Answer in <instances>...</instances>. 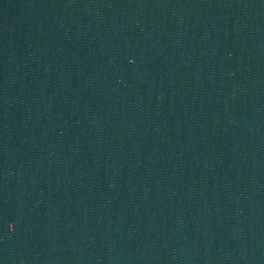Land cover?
Returning a JSON list of instances; mask_svg holds the SVG:
<instances>
[{"label": "water", "instance_id": "1", "mask_svg": "<svg viewBox=\"0 0 264 264\" xmlns=\"http://www.w3.org/2000/svg\"><path fill=\"white\" fill-rule=\"evenodd\" d=\"M0 264H264V0H0Z\"/></svg>", "mask_w": 264, "mask_h": 264}]
</instances>
